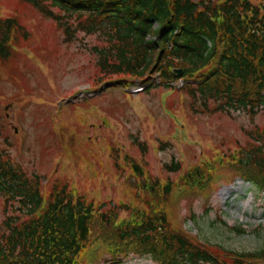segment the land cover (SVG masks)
<instances>
[{"label": "trees", "instance_id": "16d2710c", "mask_svg": "<svg viewBox=\"0 0 264 264\" xmlns=\"http://www.w3.org/2000/svg\"><path fill=\"white\" fill-rule=\"evenodd\" d=\"M24 1L53 19L65 41L79 31L98 35L92 51L100 74L94 85L107 79L129 85L159 75L157 86L176 90L172 83L185 78L183 93L193 103L252 114L264 109V0ZM31 33L18 15L0 16V64ZM133 162V174L143 176L134 183L143 197L121 201L124 210L89 200L68 181H54L43 190L40 175L14 168L11 159L0 155L1 188L14 201H5L0 218V264H84L96 245L105 246L115 260L134 252L150 255L158 264L264 260V247L238 251L200 238L171 208L176 186L204 189L225 162L234 174L264 190V128L250 131L247 142L233 151L184 169L174 181L155 178Z\"/></svg>", "mask_w": 264, "mask_h": 264}, {"label": "rangeland", "instance_id": "374dc122", "mask_svg": "<svg viewBox=\"0 0 264 264\" xmlns=\"http://www.w3.org/2000/svg\"><path fill=\"white\" fill-rule=\"evenodd\" d=\"M6 15H18L32 33L0 64L1 136L10 141L4 146L29 172L66 177L74 191L106 207L126 210L121 201L142 199L134 183L143 176L133 174V161L155 178L174 181L184 169L233 151L247 142L250 131L264 128V109L251 114L205 107L165 86L131 94L112 80L109 88L94 85L100 74L92 51L97 34L79 31L65 41L56 22L24 0H0V16ZM82 89L96 93L71 101ZM12 98L11 116L5 117V104ZM175 161L179 166H172ZM218 167L221 179L210 194L209 188H175L174 215L210 242L238 251L264 247V190L254 189L226 162ZM236 225L246 230L240 232ZM108 257L101 251L91 261L105 264ZM118 264L157 263L132 253Z\"/></svg>", "mask_w": 264, "mask_h": 264}, {"label": "water", "instance_id": "95a60500", "mask_svg": "<svg viewBox=\"0 0 264 264\" xmlns=\"http://www.w3.org/2000/svg\"><path fill=\"white\" fill-rule=\"evenodd\" d=\"M177 71L182 72V69H177Z\"/></svg>", "mask_w": 264, "mask_h": 264}]
</instances>
